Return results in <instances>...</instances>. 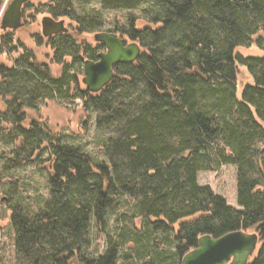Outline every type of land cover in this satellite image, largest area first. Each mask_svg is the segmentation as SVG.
<instances>
[{
  "label": "trees",
  "instance_id": "obj_1",
  "mask_svg": "<svg viewBox=\"0 0 264 264\" xmlns=\"http://www.w3.org/2000/svg\"><path fill=\"white\" fill-rule=\"evenodd\" d=\"M98 1L105 10L150 6L143 29H136L135 18L127 20L129 36L143 50L138 61L120 66L99 94L78 87L85 112H97V128L113 134L103 148L106 164L50 138L45 124H24L22 108L46 97L72 98L73 78L67 70L55 78L21 40L2 35L0 50L18 54L12 67L0 63V100H10L8 110L0 108V141L13 148L5 166L13 170L47 153L50 196L35 214L12 204L13 256L9 261L0 248V264H118L129 242L136 244L131 264L145 256L148 262L151 250V264H176L201 236L240 230L258 234L259 250L249 264H264V54L241 52L253 44L264 52V0ZM44 6L53 17L68 15L79 34L99 24L90 14L78 15L68 0ZM35 39L43 44L40 34ZM51 44L59 62L65 55L80 62L82 52L95 55L69 33ZM241 66L250 76L244 85ZM221 164L237 168L241 209L198 182L200 171ZM125 199L131 208L121 215L120 240L88 261L82 253L92 227L105 229ZM136 217L143 220L142 235Z\"/></svg>",
  "mask_w": 264,
  "mask_h": 264
},
{
  "label": "rangeland",
  "instance_id": "obj_2",
  "mask_svg": "<svg viewBox=\"0 0 264 264\" xmlns=\"http://www.w3.org/2000/svg\"><path fill=\"white\" fill-rule=\"evenodd\" d=\"M46 1L47 0H32V2L38 5V9L33 5L35 6L34 8L27 10L25 25L16 30L15 38L21 40L28 48L32 49L38 61L51 63L53 70L52 74L54 76L59 75L60 66L52 62L53 49L45 45H37L34 38L36 34H42L43 17L50 15L47 12V8L44 6ZM68 1L78 15L90 14L99 21L97 27H94L90 31L82 34H74V37L77 38V41H79L82 47L93 41L95 32L114 29L119 26L118 21L127 25L128 18L133 17L136 20V28H144L150 24L148 21L149 18H146L144 13V10L150 7L149 4H145L133 11H119L103 9L98 0H90L85 3L79 0ZM6 8L7 5L4 10ZM43 8L46 11L41 12ZM99 16L100 18H98ZM71 21L72 19H67V24H72L73 22ZM4 31L5 30L0 28V43L2 35L6 34V31ZM262 35L264 37V34ZM241 52L247 56H262L264 54L263 50L255 44L248 48L241 49ZM16 56L17 54L8 56L7 53L0 50V63L12 65V60ZM247 81H250V76L247 69L241 66L239 82L244 85ZM241 91L242 87H239L238 96L241 95ZM26 113L27 120L24 123L25 125L28 124L29 126L34 120L43 125L45 124L47 126L46 129L51 135L50 138L54 140L60 139L63 143L81 149L86 152L95 163H108L103 148L106 141L113 136V134L97 128V112H85L82 108L81 100L75 102L58 98L56 100H45L38 102L36 109L28 110ZM45 145H47V143H44L43 146ZM37 154L38 153L32 155L23 165L13 170H7L5 165L8 164L10 158L13 156V148L0 141V248L9 261H11L10 259L13 256L14 246V231L9 215L11 213L12 204L18 203L23 209L31 214H35L45 207L50 196V170L48 168V163H45L49 155L45 153L43 156H40V158H37ZM7 179H11L9 181L10 183ZM198 182L200 185L210 186L216 194L226 198L228 204L233 208L241 209L237 197V168L235 165L221 164L216 166L213 170H202L198 174ZM125 200L127 202H123L125 205L122 209H118L108 216V224L105 229H101L97 225L92 227L90 246L88 248L85 247L82 253V256L86 257L88 261L98 259L106 253L110 243L114 244L120 240L124 227H126V221L122 220L121 215L131 208L129 199ZM128 217L129 216H127V218ZM142 221L140 217L134 218V224H136L138 232L141 231V235L144 233ZM176 228H179L178 224ZM135 247L136 244L134 242H129L125 250L120 253L118 264L133 263L135 259H133L134 257L132 255H135L133 250ZM145 255L150 258L147 262L146 256L141 257V261H143L142 264L153 263L152 259L156 257L155 252L151 250L149 254ZM127 257H129V259H127ZM74 264L80 263L75 259ZM160 264H163V262H160ZM176 264H180V259L177 258Z\"/></svg>",
  "mask_w": 264,
  "mask_h": 264
},
{
  "label": "water",
  "instance_id": "obj_3",
  "mask_svg": "<svg viewBox=\"0 0 264 264\" xmlns=\"http://www.w3.org/2000/svg\"><path fill=\"white\" fill-rule=\"evenodd\" d=\"M0 0V28L17 29L24 25L22 7L29 0ZM43 34L47 37L66 31L63 20L56 21L51 16L42 20ZM98 42L106 46L99 54V60H86L83 83L92 93H98L107 87L114 78V67L118 64L136 63L142 54V47L134 42L124 45L123 40L110 32H98L94 35ZM259 236L247 231H233L221 237L203 235L198 246L185 254L180 264H249L257 252Z\"/></svg>",
  "mask_w": 264,
  "mask_h": 264
},
{
  "label": "flooded vegetation",
  "instance_id": "obj_4",
  "mask_svg": "<svg viewBox=\"0 0 264 264\" xmlns=\"http://www.w3.org/2000/svg\"><path fill=\"white\" fill-rule=\"evenodd\" d=\"M9 3H10V0H8L7 1V8H8V6H9ZM29 5H35L36 6V8L38 9V5H36L34 2H32V0H29V1H27L24 5H23V7H22V19H23V22H24V25H25V15H26V12H27V10H29L28 8L30 7V8H34L35 6H33V7H31V6H29ZM6 8V9H7ZM5 9V10H6ZM46 16H51V15H46ZM46 16H44V17H46ZM43 17V18H44ZM52 18H54L56 21H60V20H63L64 22H65V27H66V31H64V32H60V33H58V34H53V35H50V36H45L44 34H43V25H42V34H40L41 35V37H42V39H43V44H41V45H45V46H48V47H50V48H52L53 49V46H52V44H51V42H53V41H55L60 35H62V34H72V35H74V34H79L78 33V30H77V23L75 22V21H71V22H73L72 24L70 23V24H67V19H69V20H71L70 19V17L68 16V15H66V14H62L61 16H59V17H53V16H51ZM118 23H119V26H117L116 28H114V29H109V30H100V31H98V32H110V33H114V34H116L117 35V37H119L121 40H123V42H124V45H128V44H130V43H134V42H137V43H139V41L138 40H134V39H132L130 36H129V34H128V25H125L123 22H121V21H118ZM23 25V26H24ZM22 26V27H23ZM22 27H20V28H22ZM17 29H19V28H17ZM17 29H5V31H6V34H8V35H12V36H14L15 37V32H16V30ZM136 29H138V30H141V29H143V28H136ZM3 30V29H2ZM4 31V32H5ZM98 32H95L94 33V35L96 34V33H98ZM94 35H93V41L90 43V44H88V45H90V51L92 52V53H95V55L93 54L92 56H87V55H85V54H83V52L80 54V58H82V61L80 62V60L78 59V61L77 60H75L74 59V57L73 56H70V55H65V57L63 58V60H61L60 62H59V59L58 60H56L57 58H56V50L55 49H53V55H52V62L54 63V64H56V65H58V66H60V69H59V71H60V73H59V75H54V77L55 78H62L63 76H65L64 74H65V71L67 70V74L68 75H70L72 78H73V80L72 81H70V85H71V92L73 93V97L71 98V97H69V98H63V97H60V96H56L55 98H49V97H46V98H44V99H41L39 102H41V101H47V100H56L57 98L58 99H61V100H67V101H72V102H75V101H77V100H81L82 101V108H84L85 106H86V99L85 98H80V86L83 88V89H87L86 88V85L83 83V78H84V76H85V62H86V60H93V61H98L100 58H99V54L100 53H102V52H105L107 49H106V46H105V44H103L102 42H98V41H96L95 40V38H94ZM35 38V37H34ZM16 39V38H15ZM35 42H36V39H35ZM79 42V41H78ZM36 44L37 45H39L37 42H36ZM80 44V43H79ZM140 44V43H139ZM85 46H87V45H85ZM141 46V45H140ZM33 53H34V51L32 50V49H30ZM143 51V50H142ZM13 54H17L16 52L15 53H11V54H8V56H12ZM17 56H18V54H17ZM17 56L16 57H14L13 58V60H15L16 58H17ZM140 58V57H139ZM13 60H12V65H6V64H4V65H6L8 68L9 67H12L13 66ZM138 61V60H137ZM43 65H44V67H48V69H49V71H50V73L52 74V67H51V63H47V62H45V61H40ZM122 65H125V64H118V65H116L115 67H114V78H113V80H112V82L114 81V79L118 76V69H119V67L120 66H122ZM53 75V74H52ZM111 82V83H112ZM111 83L109 84V85H111ZM108 85V86H109ZM107 86V87H108ZM78 87H79V89H78ZM107 87H105L103 90H101L100 92H98V93H92L91 91H89L88 89V91H89V93H90V95H96V94H99V93H101V92H103ZM6 102H10V100L9 99H6V101H4V100H0V108L2 109V110H8V105H7V103ZM78 106V105H77ZM33 109H36V107H30V108H27V107H24V108H22V111H24V112H26V111H28V110H33ZM84 110V109H83ZM27 114V113H26ZM26 120H27V118H26ZM25 120V121H26ZM25 123V122H24ZM26 125H28V124H26ZM46 126V125H45ZM11 179H7V181L9 182ZM6 183V182H5ZM10 183V182H9ZM254 257H252V259H253ZM251 259V260H252ZM251 260H250V262H251ZM249 262V263H250Z\"/></svg>",
  "mask_w": 264,
  "mask_h": 264
}]
</instances>
